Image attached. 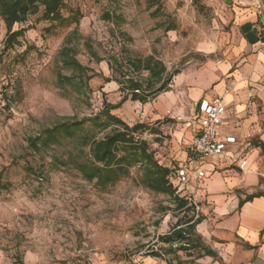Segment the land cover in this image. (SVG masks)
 I'll list each match as a JSON object with an SVG mask.
<instances>
[{
	"label": "rangeland",
	"instance_id": "obj_1",
	"mask_svg": "<svg viewBox=\"0 0 264 264\" xmlns=\"http://www.w3.org/2000/svg\"><path fill=\"white\" fill-rule=\"evenodd\" d=\"M65 2L63 16L80 18L72 41L77 60L94 75L84 95L58 87V55L75 25L44 22L40 13L15 26V31L26 32L20 45L7 49L0 20V264H202L200 249L169 254L164 260L146 256L168 248L159 238L171 232L183 213L176 211L172 198L142 184L140 166L116 185L101 189L64 165L71 155L91 160L89 146L63 141L35 152L29 140L59 123L94 118L105 103L118 105L124 95L116 81L139 77L127 61L153 56L168 74L180 72L171 91L145 105L128 100L112 114L130 127L143 124L145 130L136 138L148 143L160 165L177 169L195 136L197 84L221 63L211 61L222 59L223 46L230 42L223 4ZM147 76L143 74L142 81ZM112 131L91 129L89 136L100 140ZM258 168L264 185V152ZM208 182V188L200 187L209 193L223 189L218 173ZM198 188L191 184L190 190L198 194ZM195 202L201 214L203 204L198 198Z\"/></svg>",
	"mask_w": 264,
	"mask_h": 264
},
{
	"label": "crops",
	"instance_id": "obj_2",
	"mask_svg": "<svg viewBox=\"0 0 264 264\" xmlns=\"http://www.w3.org/2000/svg\"><path fill=\"white\" fill-rule=\"evenodd\" d=\"M208 1L223 4V19L231 27L230 42L223 46V58L211 61L221 62L213 73L198 82L194 113L203 101L223 97L226 113L222 137L233 136L237 144L226 156L208 159L207 177L198 180L192 175L185 194L194 203L198 198L203 204L198 214L203 221L196 232L202 243L217 254V259L206 256L200 263L264 264V196L240 207L247 196L264 192L258 174L264 150L257 146L264 144V0ZM195 126L196 134L197 122ZM244 160L247 166L242 170L239 165ZM217 173L221 175V191L209 193L200 187L208 188V181ZM191 184L198 185V194L190 190Z\"/></svg>",
	"mask_w": 264,
	"mask_h": 264
},
{
	"label": "trees",
	"instance_id": "obj_3",
	"mask_svg": "<svg viewBox=\"0 0 264 264\" xmlns=\"http://www.w3.org/2000/svg\"><path fill=\"white\" fill-rule=\"evenodd\" d=\"M65 7V0H0V20L7 32L6 48L12 49L20 45L19 38L26 32V28L15 31V26L25 25L31 17L40 13L44 22L55 23L59 27L75 25L74 31L67 37L58 55L62 65L58 73V87L63 92L70 89L73 93L84 95L94 75L77 60V51L72 46V41L73 37L78 35L80 18L75 16L65 18L62 14ZM106 19L111 20L112 17L108 14ZM114 62L119 61L114 59ZM127 62L134 74L138 73L139 77L135 79L131 76L125 80L126 82L116 81L120 87L119 91L124 95L118 105L105 103L101 113L94 118L59 123L44 130L38 137L30 139L29 146L35 152L60 146L63 141L75 142L81 147L89 146L91 160H83L80 154L71 155L64 165H71L84 180L89 183L95 182L101 189L116 185L129 176L131 169L140 166L142 184L154 193L172 198L176 211L183 213V217L177 220L171 232L159 238V241L168 248L162 249V252L151 251L146 256L164 260L169 254L200 249L203 254L198 259L206 256L217 259V254L206 247L199 236L196 241L194 240L197 235L196 228L203 218L200 215L196 218V206L191 197L186 195L185 191H179L176 185V169L160 165L155 160L153 152L149 150L148 143L136 138V135L145 130V126L137 124L130 127L112 114L128 100L145 105L170 92L173 79L180 72L168 74L165 65L153 56L134 58ZM143 74H148L144 82L141 78ZM111 128L113 131L100 140H92L89 136L91 129L102 132ZM257 146L264 150V144L260 143ZM262 196L264 195L260 193L247 196L245 200H241L240 207Z\"/></svg>",
	"mask_w": 264,
	"mask_h": 264
},
{
	"label": "built area",
	"instance_id": "obj_4",
	"mask_svg": "<svg viewBox=\"0 0 264 264\" xmlns=\"http://www.w3.org/2000/svg\"><path fill=\"white\" fill-rule=\"evenodd\" d=\"M226 106L221 96H215L211 100L199 104L193 119L198 123L199 129L194 136L186 160L176 169V185L179 191H185L191 182L192 175L198 180L205 179V162L211 158L226 156L229 148L237 144L233 136L222 137L221 128L224 125ZM247 161H242L239 168L244 170ZM194 203V201H193ZM197 214L199 207L196 203Z\"/></svg>",
	"mask_w": 264,
	"mask_h": 264
}]
</instances>
